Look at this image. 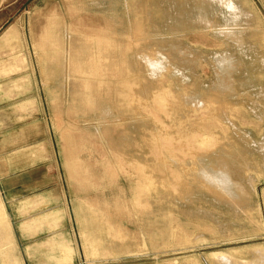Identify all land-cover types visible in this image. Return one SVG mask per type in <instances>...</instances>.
Wrapping results in <instances>:
<instances>
[{"label":"rangeland","instance_id":"1","mask_svg":"<svg viewBox=\"0 0 264 264\" xmlns=\"http://www.w3.org/2000/svg\"><path fill=\"white\" fill-rule=\"evenodd\" d=\"M11 2L77 208L184 247L230 203L264 224V0Z\"/></svg>","mask_w":264,"mask_h":264},{"label":"crops","instance_id":"2","mask_svg":"<svg viewBox=\"0 0 264 264\" xmlns=\"http://www.w3.org/2000/svg\"><path fill=\"white\" fill-rule=\"evenodd\" d=\"M12 4L0 0V264H264V224L233 203L235 214L212 217L211 237L190 247L149 227L106 232L103 209L76 207L41 115L48 101L8 62Z\"/></svg>","mask_w":264,"mask_h":264}]
</instances>
